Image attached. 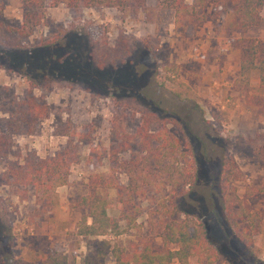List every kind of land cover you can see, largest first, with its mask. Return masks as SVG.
Instances as JSON below:
<instances>
[{"label": "rangeland", "instance_id": "374dc122", "mask_svg": "<svg viewBox=\"0 0 264 264\" xmlns=\"http://www.w3.org/2000/svg\"><path fill=\"white\" fill-rule=\"evenodd\" d=\"M187 3L203 19L176 28L174 12L156 0L123 11L0 0V134L9 139L7 158L0 161V220L6 227L0 264L5 246L13 264H43L54 250L81 264L102 241L126 252L148 243L162 254L160 219L182 220L183 212L204 222L220 253L213 264H264V194L258 191L264 183V91L260 103L251 106L233 87L239 67L236 41L256 38L264 45V11L258 26L237 32L228 28V3L202 9L192 0ZM24 25L27 37L20 35ZM41 50L75 55L74 63L88 61L90 69L109 73L147 70L151 77L142 93L156 114L133 98L107 95L92 84L49 79L35 71L24 75L25 66L12 59L33 58ZM258 82L254 72L251 84ZM30 98L48 108L47 118L34 120L33 134L31 120L23 118ZM145 123L148 133L167 130L178 140L173 158L156 151L160 144L144 136ZM68 141L77 146L78 162L70 168L68 184L56 190L57 204L42 210L33 187L11 182L7 165L21 163L27 154L53 157ZM92 173L114 176L122 187H139L135 226L121 222L120 234L105 237L75 234L86 213L78 202ZM234 175L240 178L235 181ZM232 192L260 217L249 251L225 221L226 214L229 222L239 214L238 204L227 200ZM100 194L109 201V215L118 218L116 191ZM105 263L114 264L110 254Z\"/></svg>", "mask_w": 264, "mask_h": 264}, {"label": "trees", "instance_id": "16d2710c", "mask_svg": "<svg viewBox=\"0 0 264 264\" xmlns=\"http://www.w3.org/2000/svg\"><path fill=\"white\" fill-rule=\"evenodd\" d=\"M22 5H37L41 7L43 0H19ZM51 7L65 5L68 8H114L123 11L127 8L142 6L144 0H48ZM159 7L170 9L174 12V26L182 27L184 21L195 26L196 21L202 20L203 15L197 16L193 5L188 0H156ZM200 9L208 3H228L232 9V17L228 28L237 32H244L260 24L263 19L264 0H192ZM29 27L24 25L20 31L21 37L29 36ZM13 32V31H11ZM4 40L0 32V41ZM236 47L239 50V67L233 82L234 90L243 96L248 105H258L261 101V93L264 91V45L256 38L237 39ZM17 47L20 45H16ZM46 46V45H45ZM57 50L60 48L56 47ZM45 49V47H44ZM66 55L56 52L44 54L39 51L33 58H12L18 65L25 66L24 75H33V71L40 73L49 79H61L67 81L83 82L98 87L109 95L112 91L122 97L133 98L147 108H152V100L149 102L142 91L149 85L151 74L145 70L140 74L134 69L105 72L104 68L90 69L88 61L74 63L75 55ZM140 59L142 55L139 56ZM145 68V65L141 64ZM258 74V86L251 84V76ZM156 114L155 109H151ZM48 116V108L30 98L23 112L24 119H30V134L34 133V120L45 119ZM144 136L160 144L156 151L173 158L179 151L178 140L167 130L148 133V124H144ZM9 139L5 134H0V161L7 158ZM79 153L77 146L71 142L62 147L53 157L40 159L33 154H27L21 163H9L7 172L10 180L15 185L33 187L35 204L42 210H47L57 204L56 190L68 184L70 168L77 164ZM264 163V152L262 154ZM227 162H223L225 167ZM222 167V168H223ZM224 170V168H223ZM239 175H234L237 181ZM87 193L80 197L78 206L86 210L75 225V234L85 237H105L120 234V223L135 226L139 215V207L134 202L141 194L138 186L122 187L114 176L105 173H92L85 184ZM115 190L116 206L119 217L109 215V201L100 194V191ZM232 190V187H230ZM259 192L264 194V183ZM232 195V196H231ZM228 203L232 201L238 204V216L229 222L224 210L225 221L229 224L231 232L236 239L245 245L249 251L254 238L260 232L259 215L249 209L244 199L237 197L234 192L228 194ZM183 219H160L159 237L166 249L165 253H154L149 244L139 249L126 252L119 246H111L108 241H102L89 250L82 258L81 264H106L108 254L114 259V264H213L219 258V251L208 237L204 222L197 215L182 213ZM234 217V216H233ZM6 227L0 220V236L4 235ZM10 245V244H9ZM8 245V246H9ZM3 264H13L11 251L5 246ZM10 260V262H9ZM43 264H74L73 261L62 255L58 250L47 254Z\"/></svg>", "mask_w": 264, "mask_h": 264}]
</instances>
